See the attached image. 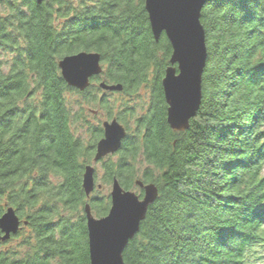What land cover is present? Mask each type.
I'll list each match as a JSON object with an SVG mask.
<instances>
[{"label": "trees", "instance_id": "16d2710c", "mask_svg": "<svg viewBox=\"0 0 264 264\" xmlns=\"http://www.w3.org/2000/svg\"><path fill=\"white\" fill-rule=\"evenodd\" d=\"M72 1L0 3V217L11 208L20 220L0 245L22 236L26 250H0V264H89L83 207L98 219L110 207L82 190L102 134L87 127V109L108 102L67 87L58 61L97 53L101 81L127 94L168 66L170 45L154 42L144 0ZM200 24L207 57L188 130L172 132L162 104L103 167L105 184L158 190L124 264H264V0H208ZM138 158L152 166L140 177Z\"/></svg>", "mask_w": 264, "mask_h": 264}, {"label": "water", "instance_id": "95a60500", "mask_svg": "<svg viewBox=\"0 0 264 264\" xmlns=\"http://www.w3.org/2000/svg\"><path fill=\"white\" fill-rule=\"evenodd\" d=\"M6 0H0L4 2ZM37 5L46 0H34ZM208 0H144L149 28L155 43L164 35L170 45L168 66L161 80L166 104V123L174 133L188 130L201 104V81L206 63L205 33L200 13ZM57 67L67 87L85 91L93 77L102 74L97 53L79 52L65 56ZM105 91H121V85H106ZM103 138L96 144L92 163L114 155L121 147L125 131L115 120L103 124ZM141 197L122 189L114 178L109 193L110 207L102 218H95L88 204L83 207L87 231L89 264H124L123 252L139 231L147 209L157 198L154 184L135 182ZM82 190L88 199L94 190V169H83ZM20 220L11 208L0 217V241L5 242L20 230Z\"/></svg>", "mask_w": 264, "mask_h": 264}, {"label": "flooded vegetation", "instance_id": "af4514ba", "mask_svg": "<svg viewBox=\"0 0 264 264\" xmlns=\"http://www.w3.org/2000/svg\"><path fill=\"white\" fill-rule=\"evenodd\" d=\"M101 66H102V68H104L102 63H101ZM151 78H152V76H151ZM97 79H99V76L93 77L90 80V85L87 89L98 90L100 92L101 99H104L105 102H108L106 98L109 95H113V94H116L118 96H130L131 95V94L124 93L123 89L119 92L102 90L99 88V85L101 83H104V82L103 81L98 82ZM156 79H155V81L148 82L146 84H143L140 87V88H142V87H145V88H142V89H144V92H143L144 95H143L142 103L140 104V108L142 109V111H141V114L138 117H136V119L132 116L134 109L124 107L125 105L123 103H120L121 107L118 110L115 109V111H113L112 105H110L109 102H108V106L106 105V107L103 105L102 106H96L97 110L90 109V108L87 109V112H89V114H90V118L92 117V118L96 119V121L98 120V122L95 125H92L90 120H88V125H87L88 128L96 127V128L100 129L102 134H101V137L98 139V141L103 138V127L102 126L106 122L110 123L112 120H115L120 126L123 127V129L125 131V138H127V137L136 138L137 135L139 136V132L137 129V126H139L138 122H141V120L143 118L147 117L151 112H153L154 108L161 107L163 104L165 106L164 109L166 112V104L164 101L163 90H162V86H161V80L158 81V79L157 80ZM95 85H97V87ZM108 109L110 111L109 112L110 116H108V114H107ZM100 116L102 117L103 121H101V119H99ZM132 117H133V119H132ZM97 142H96V144H97ZM95 149H96V145L94 147L93 156L95 154ZM115 154L114 155H108L105 158L98 161L97 163H99V162L104 163L105 160H107L108 158L113 157V156L115 157ZM139 190H140V196H142L143 192L141 189H139Z\"/></svg>", "mask_w": 264, "mask_h": 264}, {"label": "rangeland", "instance_id": "374dc122", "mask_svg": "<svg viewBox=\"0 0 264 264\" xmlns=\"http://www.w3.org/2000/svg\"><path fill=\"white\" fill-rule=\"evenodd\" d=\"M92 1L93 0H73L72 4L74 6H77L81 3L89 5L92 3ZM102 69H103V73L99 76V81L104 79V68ZM95 86L97 87V85ZM142 88H145V87H142ZM142 88H139L136 92L132 93L130 96H118L116 94H113V95L107 96L106 99L110 103V105H112L113 111H115V109L118 110L121 107L120 103H123L125 105L124 107L126 108L134 109L132 116L136 119V117H138L142 111V109L140 108V104L142 103V99L144 95L143 93L144 89ZM68 100L72 103H75L76 97L68 95ZM91 108H93L94 110H97L96 106L91 107ZM99 119L103 121L101 116ZM89 120L92 123V125H95L98 122V120L96 121V119L92 117L89 118ZM78 134L82 137V139L84 140V143L86 145H89V143L91 142V139H90L89 134L85 131L84 127L82 128L80 127ZM115 160L116 158L113 156L105 160L104 163H100V162L95 163V164L90 163V165L94 169V190L90 194L91 198H97L99 200H104L106 197H109L111 185L105 184L103 181V177H104L103 167L106 163L114 162ZM134 166H135V172H136L137 177H140L143 171L149 168L150 169L152 168V166L145 163V161L142 160L141 158L137 159V162H135ZM130 191L140 196V190L137 187H133ZM26 231L27 229H23V236L27 235ZM0 250L14 251V252H18L19 254H23L26 250L24 249V246L22 245V236L16 237L15 239L9 241L8 244L0 245Z\"/></svg>", "mask_w": 264, "mask_h": 264}]
</instances>
